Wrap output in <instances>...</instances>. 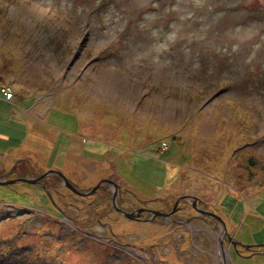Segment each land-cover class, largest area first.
<instances>
[{
  "label": "rangeland",
  "instance_id": "374dc122",
  "mask_svg": "<svg viewBox=\"0 0 264 264\" xmlns=\"http://www.w3.org/2000/svg\"><path fill=\"white\" fill-rule=\"evenodd\" d=\"M0 130V264H264V0H0Z\"/></svg>",
  "mask_w": 264,
  "mask_h": 264
},
{
  "label": "crops",
  "instance_id": "0c3cea01",
  "mask_svg": "<svg viewBox=\"0 0 264 264\" xmlns=\"http://www.w3.org/2000/svg\"><path fill=\"white\" fill-rule=\"evenodd\" d=\"M5 100V97H4ZM7 101V100H5ZM19 118H17L18 120ZM39 121V120H38ZM12 139V136L6 134L5 131L0 130V142H6L7 143V148H6V153H10V152H14V160L17 159H22L24 157L25 150L28 151H35L39 154H44L47 155L46 160L44 161H39V164L42 165V168L44 169V166H47L49 164H55V162H60L61 160L58 158L61 154V152H59L60 149L56 150V145L58 146L57 148H59V140L57 139V137L54 139L51 136L49 137L48 134H43V133H38L35 130L29 132L28 134L25 135V137L22 139V137L15 139L17 141V143L11 144L10 141ZM8 149H11L10 152H8ZM3 153H4V149H3ZM55 154L57 155V157L55 159H52L50 155ZM2 155L4 156V154H0V156L2 157ZM64 159V158H63ZM62 159V161H63ZM13 160V161H14ZM23 162V161H22ZM27 162H29L27 160ZM24 163H21V169L20 171H29V170H33L32 168H36V169H41V171H43L42 168H39L38 166H32L29 163V167L26 164V166L24 165ZM56 167V166H55ZM54 168V167H53ZM52 168V169H53ZM49 168H45L44 170H47ZM1 171H4L1 170ZM35 172V171H34ZM26 176L28 177V174H26Z\"/></svg>",
  "mask_w": 264,
  "mask_h": 264
},
{
  "label": "water",
  "instance_id": "95a60500",
  "mask_svg": "<svg viewBox=\"0 0 264 264\" xmlns=\"http://www.w3.org/2000/svg\"><path fill=\"white\" fill-rule=\"evenodd\" d=\"M15 164L12 166V169L15 168ZM58 173V171H49L48 173L51 174V173ZM11 173V169L6 171L5 173H2L0 174V185H10V184H14L16 182H30V183H39L40 180H42V178H44L48 173H45V174H42L40 175L39 177L35 178V179H29L28 177H20V178H8V176L10 175ZM103 183H107L109 185H111L113 187L112 189V201H113V206L114 208L123 216H125L126 218H130V219H136V218H139L141 212L143 211H147L149 214H150V218H155L156 216H160V217H163V218H169L175 211H176V206H177V203L178 201H176L174 204H173V207L171 208V210L169 212H165V213H161L159 211H154V210H146V209H143V208H140V209H137L133 212H126L122 209H120L117 205H116V188H117V184L114 183L112 180H109V179H102L96 186L92 187L89 191L87 192H84V193H80L78 192L71 184H66L67 187H69L73 192H76L78 194H81V195H84V194H92L93 192H95L97 190V188L103 184ZM193 199V201L195 200V197H191ZM181 198H179L178 200H180ZM192 207H194L198 212L204 214L205 216L207 217H210V218H213L214 220H217V221H220L222 223V230H223V234L227 235V231H226V228L224 226V223L223 221L221 220L220 217H218V215L212 213V212H209V211H206V210H203V209H199V208H196V204H195V201L193 202L192 204ZM229 240H231V243L234 247H236V245L240 244L238 241L236 240H233L231 236L228 237ZM219 244H220V247L222 248L223 247V239L220 238L219 239ZM245 249H249L251 248V245H242ZM264 246V244L262 245Z\"/></svg>",
  "mask_w": 264,
  "mask_h": 264
},
{
  "label": "flooded vegetation",
  "instance_id": "af4514ba",
  "mask_svg": "<svg viewBox=\"0 0 264 264\" xmlns=\"http://www.w3.org/2000/svg\"><path fill=\"white\" fill-rule=\"evenodd\" d=\"M15 168H13L12 169V166L8 169V170H10L11 169V173H10V175L8 176V178H11V174H13V173H16L17 171H18V164L15 162ZM7 170V171H8ZM119 187H118V184H117V188H116V192L119 190L118 189ZM118 189V190H117ZM184 196H189V195H183V196H180L179 198H181V199H183L184 198ZM186 199V198H185ZM195 204H196V202H195ZM140 208H143V207H137L136 208V210L137 209H140ZM143 209H145V208H143ZM201 209V208H200ZM146 210H149V209H146ZM197 212V211H196ZM175 213V212H174ZM173 213V214H174ZM198 213V215H196L195 217H196V219L198 218V220H201V219H209L207 216H205L204 214H202V213H200V212H197ZM147 216V217H146ZM137 220H140V219H142V220H145V219H151L150 218V214L147 212V211H143V212H141V214H140V216H139V218H136ZM214 222V221H213ZM190 231L192 232V234H196L197 235V233H198V231H200V232H202V233H212V231H213V229L212 228H203V227H198V228H196V229H190ZM213 234V233H212ZM212 234L210 235V237L212 238L213 236H212ZM229 236V235H228ZM220 238H222L223 239V244H224V242H226L228 245H230V246H233L229 241H226V234L224 235L223 234V230H222V232L220 233ZM193 239V238H192ZM213 239V243L214 244H217V241H219V240H215L214 238H212ZM192 242H193V240H192ZM230 246H228V247H230ZM234 247V246H233ZM236 247H237V245H236ZM215 252V251H214ZM210 255L212 256V259L214 258V253L212 252V253H210Z\"/></svg>",
  "mask_w": 264,
  "mask_h": 264
},
{
  "label": "built area",
  "instance_id": "2783aa9c",
  "mask_svg": "<svg viewBox=\"0 0 264 264\" xmlns=\"http://www.w3.org/2000/svg\"><path fill=\"white\" fill-rule=\"evenodd\" d=\"M1 90H2V92H4V89H1ZM5 97H6V99H7V98H10V97H11V94L8 93L7 95H5Z\"/></svg>",
  "mask_w": 264,
  "mask_h": 264
},
{
  "label": "trees",
  "instance_id": "16d2710c",
  "mask_svg": "<svg viewBox=\"0 0 264 264\" xmlns=\"http://www.w3.org/2000/svg\"><path fill=\"white\" fill-rule=\"evenodd\" d=\"M19 169V168H18Z\"/></svg>",
  "mask_w": 264,
  "mask_h": 264
}]
</instances>
